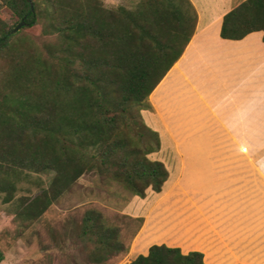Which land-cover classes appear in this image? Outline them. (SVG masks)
I'll return each instance as SVG.
<instances>
[{
  "label": "trees",
  "instance_id": "1",
  "mask_svg": "<svg viewBox=\"0 0 264 264\" xmlns=\"http://www.w3.org/2000/svg\"><path fill=\"white\" fill-rule=\"evenodd\" d=\"M0 0L25 25L17 32L0 17V193L19 227L39 220L89 171L144 198L160 193L169 173L149 155L159 135L141 111L181 58L198 23L191 0H139L109 9L102 0ZM41 26L38 45L24 29ZM264 32V0H245L224 17L221 37ZM6 69H8L6 71ZM137 112V113H136ZM151 133L136 129L139 123ZM135 129V136L128 132ZM26 173H51L50 187L16 198ZM83 234L96 239L93 260L119 253L103 215L88 211ZM115 251V252H114ZM126 252V250H125ZM5 256L0 249V264ZM130 264H206L203 254L154 245Z\"/></svg>",
  "mask_w": 264,
  "mask_h": 264
},
{
  "label": "crops",
  "instance_id": "2",
  "mask_svg": "<svg viewBox=\"0 0 264 264\" xmlns=\"http://www.w3.org/2000/svg\"><path fill=\"white\" fill-rule=\"evenodd\" d=\"M245 0H191L196 31L141 111L159 135L149 155L169 173L163 189L133 195L144 219L129 264L154 245L203 254L206 264H264V32L221 37Z\"/></svg>",
  "mask_w": 264,
  "mask_h": 264
},
{
  "label": "rangeland",
  "instance_id": "3",
  "mask_svg": "<svg viewBox=\"0 0 264 264\" xmlns=\"http://www.w3.org/2000/svg\"><path fill=\"white\" fill-rule=\"evenodd\" d=\"M102 1L107 8L112 9L119 6L134 7L139 0ZM0 17L10 27L15 28L19 24L14 13L1 4ZM23 32L32 36L38 45L49 38L43 35L41 26L24 29ZM3 61L0 58V69ZM135 128L145 132V137L153 141L154 136L142 126L140 119ZM128 133L135 136L136 131L133 129ZM52 178L51 173L24 174L17 183L16 198L40 195L50 187ZM5 196L0 193V249L5 256L1 264H129V245L144 219L134 218L126 211L132 194L119 184L100 176L97 171L84 174L39 220L26 228L19 227L20 224L15 222L10 212L11 204L4 202ZM90 210L103 215L105 227L112 230L116 240L121 242V252H105L102 258L93 260L91 253L96 248V239L85 236L82 225L85 214Z\"/></svg>",
  "mask_w": 264,
  "mask_h": 264
},
{
  "label": "water",
  "instance_id": "4",
  "mask_svg": "<svg viewBox=\"0 0 264 264\" xmlns=\"http://www.w3.org/2000/svg\"><path fill=\"white\" fill-rule=\"evenodd\" d=\"M27 1H28V3H30L31 8H32V10H33V9H34V4L32 3V0H27ZM24 25H25V22H22L20 25H18V26L15 28L14 32L19 31Z\"/></svg>",
  "mask_w": 264,
  "mask_h": 264
}]
</instances>
